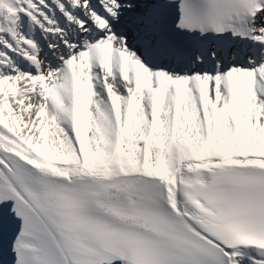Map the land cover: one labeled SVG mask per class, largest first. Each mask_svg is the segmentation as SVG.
<instances>
[{
  "label": "snow or ice",
  "instance_id": "6c2138e0",
  "mask_svg": "<svg viewBox=\"0 0 264 264\" xmlns=\"http://www.w3.org/2000/svg\"><path fill=\"white\" fill-rule=\"evenodd\" d=\"M0 264H264V0H0Z\"/></svg>",
  "mask_w": 264,
  "mask_h": 264
}]
</instances>
